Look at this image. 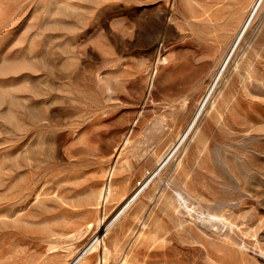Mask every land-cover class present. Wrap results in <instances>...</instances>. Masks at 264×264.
I'll list each match as a JSON object with an SVG mask.
<instances>
[{"label":"rangeland","instance_id":"rangeland-1","mask_svg":"<svg viewBox=\"0 0 264 264\" xmlns=\"http://www.w3.org/2000/svg\"><path fill=\"white\" fill-rule=\"evenodd\" d=\"M254 1L0 0V264H264Z\"/></svg>","mask_w":264,"mask_h":264},{"label":"bare ground","instance_id":"bare-ground-1","mask_svg":"<svg viewBox=\"0 0 264 264\" xmlns=\"http://www.w3.org/2000/svg\"><path fill=\"white\" fill-rule=\"evenodd\" d=\"M258 1H260V0H255L254 3L251 5L252 7H251V9H250V13L248 14V16L246 17V19L243 21L241 27L239 28V31H238V33H237V35H236V37H235V39H234V41H233V43H232V45H231V48H230V50L228 51L227 56H226V58H225V60L223 61V63H222L221 66H223V64L225 63V61H226V59H227L229 53H231L232 49H234V47L240 42V40H241V38H242V35H243V33H244V31H245V29H246L248 23L250 22L251 13H252L254 10H257V7L259 6V5H258ZM257 5H258V6H257ZM253 16H254V15H253ZM251 20H252V19H251ZM211 88H212V87H211ZM209 90H210V89H209ZM209 90H208V91H209ZM205 96H206V95H205ZM181 138H184V137H181ZM181 138L179 139V141L181 140ZM179 141H178V142H179ZM176 145H177V144H176ZM176 145H174V146L171 148V150L169 151V153L173 151V149L176 147ZM86 157H87V156H86ZM166 158H167V157H166ZM162 163H163V161H162ZM162 163H161V164H162ZM109 172H110V171H109ZM91 193L93 194V197H95V196L97 195L99 201H105L106 198H107V197L110 195V193H111V188H110V181H109V179H106V180H105V182L103 183V186L101 187V189H99V191H98L97 193H96V190H92ZM91 193H90V194H91ZM135 194H136V191H134V193H132L130 196H128V197H126V198L124 199L123 204H122V206H121V209H122L123 206H125L128 202H130V201L132 200V198L135 196ZM88 225H89V224H88ZM96 242H97V240H96ZM96 242H95V243H96ZM86 247H87V246H86ZM96 249H97L96 244H92V245L87 249V251H86L85 253H80V254L78 255L77 258H75L71 263H68V264H77V263H79L81 260H83V258L85 257V255L90 254V253H93L94 251H96ZM85 250H86V249H85ZM85 250H84V251H85ZM99 250H100V249H99ZM105 253H106V252H105ZM104 256H105V255L101 256V259H99V264H100V262H101V263L104 262Z\"/></svg>","mask_w":264,"mask_h":264}]
</instances>
